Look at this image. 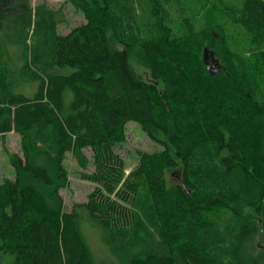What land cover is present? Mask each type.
<instances>
[{"label":"trees","instance_id":"16d2710c","mask_svg":"<svg viewBox=\"0 0 264 264\" xmlns=\"http://www.w3.org/2000/svg\"><path fill=\"white\" fill-rule=\"evenodd\" d=\"M66 1L85 22L63 34L46 4L0 0V135L23 151L0 184V263L97 264L86 209L120 264H264V0ZM132 121L163 149L127 174ZM70 153L96 186L67 211Z\"/></svg>","mask_w":264,"mask_h":264},{"label":"rangeland","instance_id":"374dc122","mask_svg":"<svg viewBox=\"0 0 264 264\" xmlns=\"http://www.w3.org/2000/svg\"><path fill=\"white\" fill-rule=\"evenodd\" d=\"M13 2H25L32 8L46 4L50 9L57 12L58 18L61 20L59 31L63 34L70 32L75 26L85 22L82 11L66 0H13ZM5 27V34L9 36V51L14 54L16 53V48L12 46L11 42L15 36L7 24ZM113 45L117 46L116 43H113ZM131 65L138 76L144 80H150L148 68L143 63H140L135 55L131 57ZM74 71L75 69L70 67L54 69L56 74L61 75H70ZM35 88V85H32L31 89L22 85L16 92L24 93L28 96L30 94L31 96ZM160 139L166 140L164 136H160ZM161 149H163L161 144L153 141L138 123L132 121L127 124L126 141L117 149V153L124 160L126 173L129 174L137 166L140 152L151 153ZM85 153L89 157L92 156L90 151H85ZM13 155L23 156L21 136L14 131L3 136L0 135V184L6 179L15 180L16 178V170L11 162ZM65 164L69 170L70 184L67 188L61 190V194L65 200L66 210L71 211L76 204L87 202L90 193L95 189L96 185L93 182L81 177L83 172H93L94 167L90 165L88 169H82L71 153L68 154ZM176 176V172H168L167 180L170 185H174ZM78 212L80 229L90 244L95 262L97 264H120L119 259L111 253L105 244L106 233L101 226L91 218L88 210L79 209ZM1 245L2 241L0 239V247ZM0 264H15V257L10 254H3L1 255Z\"/></svg>","mask_w":264,"mask_h":264},{"label":"water","instance_id":"95a60500","mask_svg":"<svg viewBox=\"0 0 264 264\" xmlns=\"http://www.w3.org/2000/svg\"><path fill=\"white\" fill-rule=\"evenodd\" d=\"M188 194L190 195V192Z\"/></svg>","mask_w":264,"mask_h":264}]
</instances>
